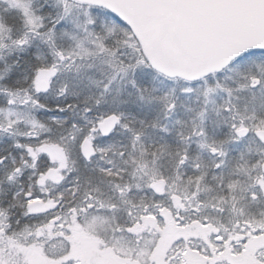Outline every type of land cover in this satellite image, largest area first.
<instances>
[{
  "label": "snow or ice",
  "instance_id": "obj_1",
  "mask_svg": "<svg viewBox=\"0 0 264 264\" xmlns=\"http://www.w3.org/2000/svg\"><path fill=\"white\" fill-rule=\"evenodd\" d=\"M0 264H264V0H0Z\"/></svg>",
  "mask_w": 264,
  "mask_h": 264
}]
</instances>
